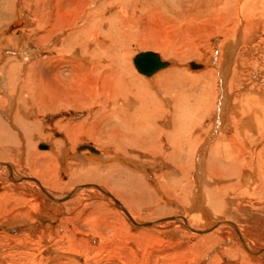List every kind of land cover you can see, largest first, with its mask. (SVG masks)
Segmentation results:
<instances>
[{
	"label": "bare ground",
	"instance_id": "6f19581e",
	"mask_svg": "<svg viewBox=\"0 0 264 264\" xmlns=\"http://www.w3.org/2000/svg\"><path fill=\"white\" fill-rule=\"evenodd\" d=\"M73 1L76 10L73 13L71 12L70 16H67L68 18L65 15L71 10L62 11L63 7H66V5H62L63 7L60 6V8L57 6L59 8L57 12L50 13L53 15L40 16L41 20L39 19L38 23L30 29L24 27L26 29L24 31L21 26V29L27 34L32 36L38 34V40L45 43L43 45L46 48L47 55L45 54L46 56L40 60L38 58L37 63L32 64V67L38 66V63L47 65L53 74L52 79L48 78L50 83L48 84V79L46 80L47 83L43 79L34 80V73L27 69L28 67H25V60L23 61L25 66L19 62L18 53L25 50L21 46L17 45L12 49L13 51L11 50L10 53L13 55H6L8 50L1 47L0 96L8 95L12 98L11 104L8 105V111L10 107V110H15V115L23 107L25 108L26 103H28L29 107L36 110V113L28 110L29 112L24 114L30 119V115L56 112L57 110H86L85 122L84 120L81 121L86 123V131L83 132L80 126L69 119L63 118V120L59 119L60 122L57 125L55 124L58 129L53 128L52 133L55 138L46 140L37 128V122H28L19 114L16 116L13 114L11 119H14V122L9 119L8 121L11 124L9 126L3 123L0 118V157H8L13 160L14 155H17L18 152L15 149L16 144L15 148L7 146L9 136L5 134L7 129L4 127L13 126L20 130L21 134L23 133L27 156H30L32 147L35 148L36 146L38 150L44 149L41 155L49 161L56 160L54 158L57 157V151L61 150L59 147L63 144L60 140L64 135L63 129L67 132L69 139L71 136L76 138L77 134L89 136V140H96L97 147L80 144L73 148L74 152L72 154L66 152L64 158H70L71 156L79 158L82 164L80 163V165L77 160H74L77 162L73 166L74 169L81 170V172L87 171L89 174L92 173L93 176L98 173L97 171L103 170V179L99 178V183L94 181L85 182L83 189L71 191L68 197L72 198L77 191L89 190L93 196L99 194L113 205L111 211L115 213V216L122 217L123 215V218L134 227H147L174 221L179 222L185 231L200 235H209L212 232L218 233L219 230L226 229L231 233V235L229 234L230 238L227 239L228 241H235L236 246L241 248L247 256L254 259L255 263L264 262V243L256 245L252 240L253 237H249L250 232L257 233L260 235L259 237L264 236V226L263 224L260 225V222H263H259V217L264 213V160H260L258 157L264 151V148H260L258 151L254 150L251 153L252 156H256V159H258L255 168L257 175L251 174L248 179L237 177L233 182L231 181V184L219 181L217 175L215 177L213 175L211 180L207 177V181H204L207 183V188L203 190L209 205L206 208L216 214H222L221 210H223L224 205L228 206V203L225 202L226 196L222 198L221 195L229 194L235 200L231 203L236 214L240 215L242 220H237L240 217L227 215L226 218L208 220L209 222L205 225L196 223L203 219V213L194 207L189 208V211L185 214L186 216H167L155 221L139 220L135 208L130 202L132 198H129L132 187L122 179L123 174L127 176L129 174L118 164L121 162L124 166L133 165L138 170L140 164L131 161L129 157L140 158L144 154L147 156L164 154L173 157L176 153H186L188 155L186 157H189L193 164L200 155L199 149L201 144L204 143L203 141L213 139L215 136L214 142L208 146L209 152L207 151L206 158L208 157L209 161V159L214 158L218 160L220 157L225 161L229 157L228 151L231 145L251 141L254 147L259 140L264 141V0H198L196 4H192L191 10L206 18L214 30L213 33L216 34L214 40L210 42V47L208 46L207 56H204L205 62L194 61L197 64L192 65L193 61L189 62L187 60L186 67H182L180 63L176 64L175 60L171 58L173 57V51L171 50L173 47L168 40L167 42L163 38L160 41H152V45L147 44L149 45L147 50L163 52L166 55L164 60L170 63L166 69L159 70L150 78L140 73L143 71L134 60L136 53H133L130 49L128 50L129 47L126 49L123 45L124 37L127 36L124 28L125 22L130 16L135 18L136 16H144L146 9L148 11L154 10L158 16L164 17L166 20V18H171V10L175 5L171 4L163 12L158 4L159 2H156L157 0ZM14 17V22L27 23L26 18L19 10ZM0 29V32H5V29ZM23 31L20 36H16L18 37L17 41L20 39L21 42V37L27 35ZM27 38L29 39V37ZM29 54H32V51ZM29 58L28 56L26 60ZM160 60H163V58L161 57ZM21 67L25 68L21 70ZM203 67L206 68L201 70ZM64 71L66 72L63 73ZM18 72L22 76H18ZM182 80L203 81V86H206L207 89L210 88V90H213L214 87L213 97L211 95L207 103L205 102L206 99L205 103H200V106L193 113L194 123L188 124L189 126L183 124L188 118L184 113L186 109L180 94L175 93L177 90L171 93L169 88V83L181 82ZM176 84L178 86V83ZM12 111L10 114H12ZM210 111L212 112L210 113ZM209 113L211 114L208 117L209 121L204 124L203 119ZM5 116L8 117L6 114ZM168 121H170V125H168ZM160 122H162V126L159 124ZM201 122L203 125H198ZM198 131H200V138L197 137L195 143H192L193 139L190 140L191 143L189 142V144L185 142V139L188 140V137L191 136L189 135L190 132ZM185 132L187 134L184 136ZM183 136L185 137L184 141L182 140ZM42 139L49 141V143L39 142L37 144L36 141ZM12 143L14 144L13 139ZM239 145H237L238 152L243 148ZM40 146L41 148H39ZM262 146L264 147V142ZM111 147L121 153L111 152L113 155L109 156L107 151ZM85 148H88L90 152H87L88 149ZM110 162L111 165H109ZM200 162L202 163V161ZM200 162L198 163L201 164ZM85 165L87 166L85 167ZM0 166L5 167L10 180L16 182L17 180L29 181L30 184L39 187V191L41 190L42 194L51 200L62 201V204H67L65 200L68 197L65 195L55 196L45 189L38 178L26 175L18 177L19 174L14 171L11 164L0 161ZM93 166L97 170V173L94 170L96 174L93 173V168H91ZM193 167L189 172L192 171ZM195 168L196 173L194 171L192 173L196 178L200 175V172L197 174V168ZM44 173L47 174V172ZM202 175H204V172ZM41 178L44 181H49L45 176H41ZM212 182L214 183L212 186L216 185L215 188L220 198L213 199L210 196L209 187ZM228 185L233 186L227 190ZM101 206H103L101 208L106 207L104 203ZM202 206L201 208H203ZM205 215L208 214L205 213ZM204 217L206 218V216ZM228 253L230 254V252Z\"/></svg>",
	"mask_w": 264,
	"mask_h": 264
},
{
	"label": "rangeland",
	"instance_id": "374dc122",
	"mask_svg": "<svg viewBox=\"0 0 264 264\" xmlns=\"http://www.w3.org/2000/svg\"><path fill=\"white\" fill-rule=\"evenodd\" d=\"M70 1L0 0V28L5 29L6 32H3L4 35L0 32V48L3 47L8 50V54L6 55H13L10 52L17 45L25 49L21 51L22 53H18L20 58H18V60L22 65L25 60L24 63L26 66L25 64L23 66L26 68L28 67L27 69L34 73V80L37 79L38 81L43 79L47 83L49 81L48 78L50 77L52 79L53 74L48 69L47 65H40L38 63L39 67L37 65L32 67V64L37 63L38 58L40 60L46 56L47 53L46 48H44L43 45L45 43L38 40L37 36L39 35L35 34L32 36L27 34L24 32L26 31L25 28L30 29L34 24L36 25L43 15H53L62 5H66V7L62 6V11L71 10L65 15V17L68 18L67 16H70L69 14L76 10L74 1ZM197 1L198 0H157L156 2H159L158 4L161 6L163 12L166 10L165 8L168 9L171 4L175 5L171 10V18H166V20L164 17L162 18L161 16H158L154 10L148 11L147 9L145 10L144 16H136V18L130 16L128 18L124 25V28L126 29V31H124L127 36L124 37L123 45L126 49L129 47L128 50L130 49L133 53H136L134 60L139 53L151 52L157 55L159 60L162 57L163 60L160 61L166 63V65L160 67L152 74H146L138 70L140 73L147 78H150L159 70L168 67L170 62L164 60L166 55H164L163 52L147 50L149 49L147 48L149 46L147 44L152 45V41H160L163 38V40H168L172 45L173 48L169 47L173 51V57L171 58L175 60L176 64L180 63V66L186 67L185 63L187 60L189 62L193 61V63H195L194 61L205 62L204 56H207L206 51L208 52L210 42L214 40L216 34L213 33L214 30L206 18L199 16L191 10L192 4H196ZM57 6L59 8H57ZM67 6H69V8H67ZM18 10L21 11L26 18L27 23L14 22V15ZM51 12L53 14H50ZM22 31L27 35L21 37L20 42V39L17 41L18 37L16 36H20ZM27 37H29V39ZM140 43L143 44L140 45ZM10 44L12 46H8ZM31 51L32 54H29ZM28 56L30 58L26 60ZM179 60L181 61L178 62ZM25 67H21V70ZM206 67L201 68V70H204ZM197 68L199 69L200 67ZM20 72L17 73L18 76H22V72ZM65 72L66 71L63 73ZM47 79L48 81H46ZM49 83L50 81L48 84ZM176 83H178V86ZM203 84V81L195 82L193 80H182L181 82L176 81L171 84L169 83L171 93L177 90L175 93L180 94V97L183 100L184 108L186 109V112L184 110V113H186V117L188 118L183 122L186 126L194 123V119L192 118L193 113L200 106V103H203L205 99V102L207 103L209 101L208 98H210L211 95L213 97L214 87L213 90L208 88L210 91H207L208 89L206 86H203ZM174 88L175 90H173ZM0 100L2 101H0L1 121L9 126L11 124L8 120L13 118V114L15 113V110H10V107L8 111V105L11 104L12 98H10V96L8 97V95H2L0 96ZM26 104L25 108L23 107L17 114L24 117L28 122H37V128L42 133V136H45L46 140L48 138H55L52 133L53 128L56 127L57 123L60 122V120H63V118L66 120L69 119L77 126H80V129H82L83 132L86 131V123H84V118L87 114L85 112L86 110H57L56 112L30 115V119L24 114L29 111H34L36 113V110L33 109V107H29L28 103ZM11 111L12 114H10ZM211 112L212 111H210V113ZM4 113L8 115V117H4ZM210 113L208 116L206 114L204 117V124L208 123V117L211 115ZM16 115L14 114V116ZM213 117L214 115L212 118ZM11 120L14 122V119ZM82 120H84L83 123L81 122ZM168 123V125H170V121H168ZM159 124L162 126V122ZM198 125L203 124L201 122ZM4 128L7 129V133L5 134L9 136V144L7 143V146H13L12 148H15L17 145L15 149L18 150V152L17 155H14L13 160L8 157H0V161L11 164L14 171L19 174L18 177H23L25 175L36 177L40 180L46 190L55 196L65 195L66 197H68L70 192L75 189H83V184L85 182L94 181L99 183V180L103 179V170L97 171L95 170L96 168L94 169V166L91 167L93 168L94 174L98 172L93 176L92 173L89 174L87 171H83V169V172L74 169L73 166L77 162L79 164L81 163L79 158H73V156L70 158H64L66 152L72 154L74 152L73 148L80 144H86L85 146H88L87 144H89L97 147L96 140H89V136L77 134L78 136L76 138L71 136L69 139L67 132L63 129L64 135L62 134L63 137L60 139L63 144L60 146L61 148L59 147L61 150L58 149L59 152L57 151V157L54 158L56 160L49 161L41 155V153H43L42 150L44 149L38 150L36 146L35 148L32 147L30 156H27L25 146L26 141L23 133L21 134L20 130L13 126ZM56 129L58 128L56 127ZM190 133L189 135L191 136L188 137L189 139H185V142L188 144L190 140L193 139L192 143H195L197 139L200 138V131ZM186 134L187 132L183 135L185 136ZM184 136L182 139L183 141L185 138ZM10 137L13 139L14 144ZM215 138L203 141L204 143L201 144L199 149L200 155H198L196 162L193 164L191 163L190 158L186 157L188 156L186 153H176L173 157L169 155L168 157L164 154L160 156H147L144 154V156L140 158L129 157L131 161L140 164L138 170H136L133 165L124 166L121 162L118 163L123 169H125V172L129 174L128 176L123 174L122 179L132 187L130 196H128L130 199L132 198L130 202L134 206L139 220L155 221L167 216L185 215L190 207L197 208L203 213V219L200 222H196L200 225H205L216 218H226L227 215L231 217H240V215L236 214L233 204L231 203L235 200L232 198V195L229 194L228 195L231 198L228 195H221L222 198L226 196L225 202L228 203V206L224 205L223 210H221L222 214H216L210 211L209 208H206L208 200L203 193V190L207 188V183L205 182L207 181V177L211 180V178L216 175L219 177V181H222L223 183L225 182V184H231L237 177L248 179L251 177V174L254 176L257 175V170L255 168L258 159H256V156H252L251 153L254 150L258 151V149L264 148L262 146L264 141L259 140L254 147L253 144H251V141L239 143L241 145H231L228 151L229 157L226 158L227 160L224 161L219 157L218 160L214 158L212 160L209 159L208 161V157L206 158V153L209 152L208 146L214 142ZM46 140L42 139L36 142L37 144L39 142L49 143V141ZM237 145L241 148L243 147L239 152ZM39 148H41V146ZM109 150L107 151L109 156L113 155L111 152L117 151L116 153H121L112 147L109 148ZM86 151L90 152L89 149ZM92 153L95 154L94 152ZM258 157L260 160H264V151ZM74 160H77V162ZM200 161H202V163ZM109 165H111V162ZM191 165L194 167L192 171L189 172L192 167ZM195 165L197 168V174L200 172V175L198 177L196 176V178L192 173L193 171L196 173L194 170ZM86 166L87 165H85V167ZM94 170L97 172L95 173ZM44 172H47V174L45 175ZM203 172L204 175H202ZM41 176H45L49 181H44ZM45 182L47 183L45 184ZM212 185H214L213 182L209 187L210 196L213 199L220 198L218 195L219 193L215 188L216 185ZM232 186L233 185H228L227 190ZM91 194L92 193L89 192V190L82 192L77 191L72 198L68 197V199L65 200L67 204L63 203V205L61 203L62 201H53L46 195H43L42 191H39V187L30 184L29 181L17 180L16 182L10 180L5 167L0 166V264H234V262L235 264H264L263 261L255 263L254 259L247 256L241 248L236 246L235 241H228L227 239L230 238L229 234L231 235V233L226 229L219 230L218 233L212 232L209 235H200L185 231L179 222L174 221L158 223L147 227H134L123 218V215L122 217L115 216V213L111 211L113 205L105 200V198H102L99 194H95L94 196ZM103 203L106 206H104L105 208H101L103 207L101 206ZM201 205H203V208H201ZM234 205L236 206V204ZM205 213L208 215H205ZM204 216H206V218ZM259 218L261 219H259V222H263H260V225L263 224L264 226V213ZM237 220H242V218H237ZM249 234V237H253L252 240L254 244L262 245L264 243V236L259 237L260 235L254 232H250ZM253 234H256L257 236ZM228 252H230V254Z\"/></svg>",
	"mask_w": 264,
	"mask_h": 264
},
{
	"label": "water",
	"instance_id": "95a60500",
	"mask_svg": "<svg viewBox=\"0 0 264 264\" xmlns=\"http://www.w3.org/2000/svg\"><path fill=\"white\" fill-rule=\"evenodd\" d=\"M135 61L138 67L146 74H152L154 71L166 64L159 61L158 56L151 52H142L137 54ZM191 64L196 65L193 62Z\"/></svg>",
	"mask_w": 264,
	"mask_h": 264
}]
</instances>
